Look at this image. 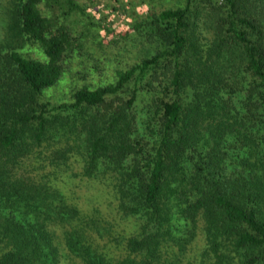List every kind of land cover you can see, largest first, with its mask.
<instances>
[{"label":"trees","instance_id":"obj_1","mask_svg":"<svg viewBox=\"0 0 264 264\" xmlns=\"http://www.w3.org/2000/svg\"><path fill=\"white\" fill-rule=\"evenodd\" d=\"M89 1L1 5L0 264H264V0Z\"/></svg>","mask_w":264,"mask_h":264},{"label":"rangeland","instance_id":"obj_2","mask_svg":"<svg viewBox=\"0 0 264 264\" xmlns=\"http://www.w3.org/2000/svg\"><path fill=\"white\" fill-rule=\"evenodd\" d=\"M4 1L5 0H0V8ZM95 1L96 0L89 1V3L92 2V4L97 3L96 7L98 10L95 11V13H99L100 16H103L101 20H104L105 24L110 25L111 28L117 30L119 28V25H122L125 19H129L125 16L124 11L126 10L125 12L128 15L130 10L127 8L132 7V5L134 6L135 10L141 11L144 9L146 4H153L154 6L159 7L162 5L172 4L174 0H126L125 2L129 3L126 6L127 8L125 9L124 0H122L120 10L114 12L106 9L107 7L104 4L105 0H100L101 2ZM86 10H89L90 12L92 11L89 6L86 8ZM102 32L103 30H100L99 34L101 35ZM31 54L35 55L36 53L34 51H31ZM78 74L80 75V73ZM91 80L92 78H90L86 74H82L80 76L73 74L71 76L70 72L67 71L63 73V75L56 84L47 88L46 93L48 94L50 99H60L63 97L65 98L68 96L70 89L74 87V85L90 83ZM65 186H67V188L65 189L71 192V196L81 205L84 210L91 209V207H94L97 213L101 215H104L109 218H112L114 216L113 198L110 195L107 187L101 184L97 179L85 177L79 178L77 176L68 179ZM115 225L124 234L129 233L136 226L135 224H133V221L129 218H125L124 221L119 220Z\"/></svg>","mask_w":264,"mask_h":264}]
</instances>
